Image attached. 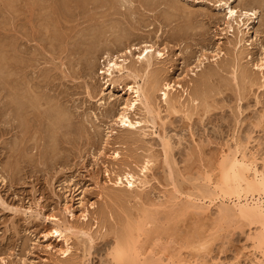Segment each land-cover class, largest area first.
Returning <instances> with one entry per match:
<instances>
[{
	"label": "rangeland",
	"instance_id": "1",
	"mask_svg": "<svg viewBox=\"0 0 264 264\" xmlns=\"http://www.w3.org/2000/svg\"><path fill=\"white\" fill-rule=\"evenodd\" d=\"M86 1L0 0V264H107L114 232L145 210L157 211L158 219L139 237L141 260L264 264L253 256L260 226L234 214L222 218L221 202L198 201L197 190L207 178L213 186L218 164L236 140L261 170L264 87H258L263 79L255 65L264 59V0H229L232 8L257 13L242 36L236 29L228 32L226 11L217 0H175L172 6V0ZM158 36L167 51L165 78L187 90L188 96L176 92L185 112L178 106L180 113L167 114L158 93L161 116L155 128L143 124L123 132L114 121L127 96L117 90L102 95L98 71L106 53L116 55L126 43L140 45ZM239 38L238 70L246 67L253 81L242 85L244 91H238L242 86L233 75ZM200 87L211 95L208 113L187 100ZM142 114L137 110L133 118L145 120ZM164 136L172 144L174 180L164 164L159 142ZM115 152L119 160L112 157ZM148 159L142 195L113 185L126 172L141 176ZM184 205L188 209L179 212ZM202 206L208 208L197 209ZM86 210L89 220L82 218ZM52 217L91 231L93 243L72 236L63 254V240L46 235Z\"/></svg>",
	"mask_w": 264,
	"mask_h": 264
},
{
	"label": "bare ground",
	"instance_id": "2",
	"mask_svg": "<svg viewBox=\"0 0 264 264\" xmlns=\"http://www.w3.org/2000/svg\"><path fill=\"white\" fill-rule=\"evenodd\" d=\"M184 1L196 2L198 0H184ZM217 1L218 2H215V3L219 4L218 7L222 8V9L224 8V10L226 11L225 16H227L226 25H227V28L229 30L228 32L234 34V31L236 29L238 34H240L242 36L243 31L247 30L248 34H249V30H251L250 29V25H251L250 22L252 20L256 19V14H257L256 11H254V10H252V11L243 10L242 8H241V10L238 8L237 9L232 8V6L229 5V3H230L229 0H217ZM172 2H171V6L174 5L175 0H172ZM156 38H157L156 41H153L151 39V37H150L149 41L143 40L142 43H140V45H138L136 43H133V44H130V43L124 44L123 43L124 45L121 46L122 48H119L120 51L118 50L119 52H116L117 53V54L115 53L116 55H114L112 53L109 54V52L106 53L107 55L104 57V60L102 61V63L104 64V67H103V65L101 66V68L103 67L102 68L103 70H100L101 68H99L100 71H98L99 72L98 76L101 75V82H102V86H103L102 95L104 94V91H108V94L111 93V95H112V91L117 90L119 93H122L123 95L127 96V99H126L123 107L120 109V112L118 113L116 120L114 121L115 126L122 129V131L123 130L131 131V130H136L137 128L141 129V127H143L142 126L143 124H146V126L148 124H150L153 128H155L156 120L157 119L160 120V116H161L160 108L158 106H156L157 103L155 104L156 94H158V93L162 97V102L166 108L167 114L170 113V115H171L172 113L173 114L174 113L175 114L180 113L181 110H179L178 106H180L181 109L182 108L184 109V107H185L182 104L185 102H181L182 100L180 99V97H177L176 92H177V89H182L183 90L182 94L185 93L187 95V90H185L183 87H181L179 85H177V86L172 85L171 82H168L167 78H165V76H164L165 71H163L165 68L163 69L164 65H162V63H164L163 61L165 60V57H166L165 54H167V51H166V47L161 48L159 46L158 41H160L159 40L160 36H158ZM129 39H128V41H129ZM251 39L253 40V38H251ZM241 42H242L241 38H239L237 43L234 42L235 44L233 45V49L236 50L237 52H239V50H240ZM237 54L235 57L237 60V67H236L237 69H235L234 73H233L234 80L237 79V82H240L241 86L248 83V82L253 83V81H251V78H250V74H249L250 72H248L249 70L246 67H245L246 68L245 69L244 67L241 66L240 68H242V69L238 70V63H239L238 60H239V57H241V53L238 55ZM241 60H242V58H241ZM201 65L202 64L200 63V65L196 66L197 67L196 69L198 70L201 67ZM255 68L260 72L261 78L263 79L260 83H258L259 84L258 87L262 88V87H264V59L258 60V62L255 65ZM212 74L210 73L209 75L212 76ZM202 78H204V77H202ZM227 82H229V81H227ZM227 82H223V83L225 84ZM224 84L221 83L220 86L221 85L223 86ZM200 86H201V84H200ZM224 86H225V88H228V87H226V85H224ZM228 86H231V85H228ZM201 87L199 89L200 91H201ZM237 88H238V91H240L241 89L244 91L243 86L241 88H240V86H237ZM221 89H222V87H221ZM221 89L220 90L216 89V90L217 91L219 90V92H220ZM199 90L198 91L196 90V93H194V95L191 92L190 95H193V97L191 96L187 100L190 99L189 102L191 101V103H192V104L190 103L191 106H197V108L195 107L197 110H198V107L199 108L202 107V109L204 110L203 112L208 113L209 109L213 107V106L209 105L210 104L209 102H208L209 104L207 103V101L209 100L211 95H210V93H208L209 91L199 92ZM209 90H211V88ZM214 91H215V89H214ZM232 92H233V90H232ZM220 93H217V94H220ZM236 94H239V93H236ZM240 94H242V93L240 92ZM240 96H242V95H240ZM241 98L243 100V97H241ZM241 98H239V99L241 100ZM196 100H197V102H199V104L201 102L202 106L193 105ZM18 107H19V105H18ZM190 108L191 107H189L188 110ZM195 108H194V112L196 110ZM214 108H216V107H214ZM137 110L141 111L146 116L145 120H142L141 118H140L141 120H139V119L137 120V119L133 118V117H135V112L137 114ZM183 111L185 112V110H183ZM190 111H192V110L190 109ZM190 111H187V113ZM184 112H182V114ZM190 113H192V112H190ZM132 115H134V116H132ZM161 123L163 124V121ZM257 124H255V125H257ZM260 125L261 124H259V126ZM257 128H258V125H257ZM127 134H128V132H127ZM249 140H250V138H249ZM134 141H136V140H134ZM159 142H160L161 150H162V153L164 156V164L166 165V167H168L169 178L174 180V178H173L174 171H173V168H171L172 166H171V158H170V157H172L171 156V152L173 150L172 144L170 143L169 138H167L166 136L159 137ZM238 142H240V141H238ZM238 142L236 140L235 146L233 145L234 146L233 152L232 153L230 152L229 155L224 157L222 159L220 165L218 164L220 174H219L218 178L216 177L217 180L215 181L213 186L211 184V182H213V180L211 181L210 178L206 179V177H205L204 179H206V181H205L206 184H204L200 187H197V190L199 192L198 194H200L198 201L205 200V201H207V203L210 206L211 204H214V202L219 200L221 202V204H219V205H221V206H219L221 209L219 208V210H220V215L222 218H225L228 215L234 214L239 219L245 220L248 223L258 224L260 226V232L253 239V241L256 242V243H254L255 246L253 248V250H254L253 256H256V254H257V256H259V258L256 257L255 261L258 263H262V262H264V249H263V246H264V160L263 159L264 158H262L263 162L261 161L262 167L260 170L258 168L259 166L257 164V159H255L252 155H251V157H248V155H246V153L244 154V151L246 150L245 149L246 146H243ZM255 148H256V146H255ZM259 148H260V146H259ZM231 149H233V147ZM260 150H261V148H260ZM245 152H247V151H245ZM237 155L240 156V159H239V157L237 158ZM112 157L115 160H119L118 158H120L119 154L116 152L113 154ZM151 162L152 161L148 159V160L143 162L142 166H140L141 176L135 175L132 172H126L125 171L126 173H123L122 176L119 175L115 178V180L113 181V185L117 186V187L124 185V187L126 189H128V192L136 190L137 193L139 194V196L142 195L141 192L145 191L144 189L147 185V183L145 182V173L147 171H149V166H150ZM174 184H175V182H174ZM178 187H180V186H178ZM176 191L180 192L175 187V192ZM177 192H176V194H177ZM119 193L121 194V192H119ZM191 195H194V194H191ZM117 196H118V194H117ZM195 196H198V195H195ZM118 198H119V196H118ZM226 202H228L230 205L231 204L232 205L229 206V205H227L228 203L225 204ZM161 205H162V203H161ZM187 205L189 207V203ZM177 206H178V203H177ZM181 206H182V204H181ZM201 208L207 209L208 207L205 208L202 206V207H198L197 209H201ZM187 209L188 208L184 205L183 207H181V209L179 208V210H180L179 212L186 211ZM192 209H194V207H192ZM165 211L166 210H164V212ZM168 211H169V209H168ZM156 212L154 213V212H149L146 210L142 211V212H140V217L137 220L135 219L136 221L132 220L133 222L130 223L127 220L128 222H126L125 224L123 223V226L120 225L121 228H117L118 230H116L114 232V243L108 249V253H107V256L109 258L108 263L110 262V264H159L152 257H148L144 260H141L142 258L140 259L141 254L139 252L140 249L138 248L139 237L142 234H145L147 229H150V228H147L148 225H151V223L154 224L156 219H158L157 216H154L156 214ZM173 212L175 214V211H173ZM179 212H177V213H179ZM88 214H89V212H87V210H86V212L84 211L82 218L84 220L88 219V217H89ZM187 214H189V213H187ZM71 216L73 217V215H71ZM171 217L174 218L173 216H171ZM63 222H61L59 220V218L52 217L51 218L52 226H51V228H49V230L46 234L47 236H50L52 238L63 240V242L66 244V246H65L66 250L63 252V254H66L69 252V241H70L72 236L80 235V236L85 238L86 242H88L90 244L93 243L94 238H93V235L90 234L91 231H89L87 229L82 230L81 228L77 229L76 226L66 225L65 222L64 223ZM159 230H160V227H159ZM155 231H157V230H155ZM164 232H166V231H164ZM147 234L148 235H146V236L150 235L149 233H147ZM171 235H172V233H171ZM150 237H152V236H150ZM204 245H206V244H204Z\"/></svg>",
	"mask_w": 264,
	"mask_h": 264
}]
</instances>
